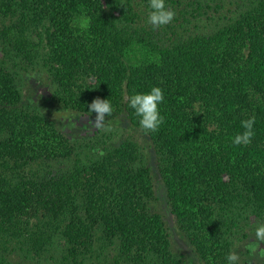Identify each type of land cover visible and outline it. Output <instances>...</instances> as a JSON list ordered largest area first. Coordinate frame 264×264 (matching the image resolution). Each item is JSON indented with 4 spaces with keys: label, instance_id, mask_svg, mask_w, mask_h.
<instances>
[{
    "label": "trees",
    "instance_id": "16d2710c",
    "mask_svg": "<svg viewBox=\"0 0 264 264\" xmlns=\"http://www.w3.org/2000/svg\"><path fill=\"white\" fill-rule=\"evenodd\" d=\"M243 1L249 6L212 32L148 50L137 0H0L10 20L0 28V264H21L11 256L40 257L55 244L74 264H183L171 249L172 220L203 264H227L233 229L251 216L264 221V0ZM39 57L54 101L82 114L107 99L113 112L105 117L124 114L139 126L128 97L163 89L164 123L147 136L164 156L168 224L150 207L151 170L133 140L100 136L95 160L41 173L77 146L22 104L18 71ZM250 117L251 144H232Z\"/></svg>",
    "mask_w": 264,
    "mask_h": 264
},
{
    "label": "rangeland",
    "instance_id": "374dc122",
    "mask_svg": "<svg viewBox=\"0 0 264 264\" xmlns=\"http://www.w3.org/2000/svg\"><path fill=\"white\" fill-rule=\"evenodd\" d=\"M137 1L134 4L140 12V23L151 34V36L146 37L147 41L145 42L148 50L153 46L169 43L178 36L212 32L249 6V3L243 0H166L167 6L175 10L176 16L170 24L153 29L145 22L149 11L147 2ZM251 13L252 16L249 21H254L257 18V11L251 9ZM9 21L8 18L0 15V28L3 24H8ZM38 49V56L45 55L46 49L43 45L39 46ZM2 56L0 50V58ZM138 56L140 55L138 54ZM38 59L41 61L38 65L36 64L26 71H18V87L22 94V104L55 121L60 131L77 146V153L69 160L50 162V167L39 169L41 173H46L49 169L58 171L68 168L77 159L85 162L95 160L97 155L102 152L101 148L98 149V145L95 144L100 136H102L101 139L107 140L108 144H116L127 139L133 140L139 150L141 162L151 170L154 199L150 201V207L154 211L160 212L168 224L167 220L171 217L166 218L168 214L162 202L163 185L159 174L164 156L160 155L147 134L139 126L132 125L124 114L112 118L105 117L104 128L96 129L92 127L95 114H82L56 103L52 97L53 85L49 72L43 67L42 57ZM210 122L211 118L208 113H203L200 119L201 126L209 127ZM96 148L98 154L92 152ZM32 167L37 168L36 166ZM172 221L168 231L173 253L181 257L183 264H203L194 253L184 233L179 229L176 222ZM244 222L233 229L231 237V253L238 256L236 264H264V242L256 241L253 234L254 226L258 222L264 221L251 216L248 221ZM252 245H255V249L250 247ZM113 254L114 250L108 249L109 258ZM11 257L16 263L21 264H74L73 261L63 259L62 252L56 244L50 252H46L40 257L32 259L30 257L28 259L20 258V255ZM92 263H96V261H92ZM92 263L91 261L85 262V264Z\"/></svg>",
    "mask_w": 264,
    "mask_h": 264
},
{
    "label": "clouds",
    "instance_id": "9594fccd",
    "mask_svg": "<svg viewBox=\"0 0 264 264\" xmlns=\"http://www.w3.org/2000/svg\"><path fill=\"white\" fill-rule=\"evenodd\" d=\"M149 9L146 16V24L153 29L170 24L176 16L174 9L167 6L166 0H147ZM87 22L82 23L86 28ZM164 91L159 86H152L148 91L133 92L128 97V106L134 111L138 118V124L145 134L156 133L164 123V116L161 114L160 105L164 102ZM89 114L95 113V120L92 127L102 129L105 126V116H110L113 112V105L107 99H94L87 105ZM243 132L232 138V144L247 146L251 144L255 135V117L241 121ZM255 240L264 242V222H258L253 228ZM255 249V245L250 246ZM227 264H236L238 256L235 253H228L225 256Z\"/></svg>",
    "mask_w": 264,
    "mask_h": 264
}]
</instances>
